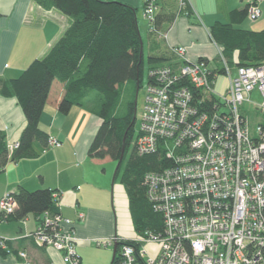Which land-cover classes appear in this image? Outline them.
Returning <instances> with one entry per match:
<instances>
[{"label": "built area", "instance_id": "built-area-1", "mask_svg": "<svg viewBox=\"0 0 264 264\" xmlns=\"http://www.w3.org/2000/svg\"><path fill=\"white\" fill-rule=\"evenodd\" d=\"M143 2L148 30L156 32V0ZM186 2L180 0L182 9ZM260 14L257 4L250 6L248 18L257 20ZM212 42L215 60L229 78L224 94L216 92L208 62L189 61L185 46L172 47L179 66L149 71L153 82L146 86L132 146L139 156L161 148L172 161L145 177L147 197L163 216L164 231H146L133 239L136 246L124 244L123 264H264V66L232 67ZM254 94L260 101L253 100ZM61 145L51 137L47 148ZM18 147V141L8 144L10 154ZM59 196L53 192L55 207ZM17 207L13 193L1 197L0 222L9 220ZM37 219L36 231L28 236L39 246L56 248L68 264H81L73 222L51 211ZM120 241L111 237L95 244L108 248ZM6 243L0 237L1 248L9 252ZM151 244L154 250L148 248ZM19 256L31 264L27 252Z\"/></svg>", "mask_w": 264, "mask_h": 264}, {"label": "trees", "instance_id": "trees-1", "mask_svg": "<svg viewBox=\"0 0 264 264\" xmlns=\"http://www.w3.org/2000/svg\"><path fill=\"white\" fill-rule=\"evenodd\" d=\"M35 1L45 9H56L70 17L71 24L44 58L34 60L17 78L6 80L0 77L1 93L15 96L26 118L19 147L12 154L8 150L6 133L0 130V173L10 161L38 157L40 150L49 146L51 136L40 127L47 103L55 105L64 115L73 106L90 107L97 111L102 124L90 146L89 157L109 158L117 163L125 150L118 177L128 195L137 236L146 231L163 232L164 218L154 211L147 197L145 177L151 172H161L172 161L161 148L143 156L135 152L132 146L136 120L133 100L126 113L119 116L125 86L134 82L138 90L143 79L145 57L137 10L115 0ZM186 3L182 9L180 0H156V32H162V25L171 24L179 11H189L188 0ZM254 4L256 2L231 11L227 22L217 21L210 28L211 39L222 48L232 67L264 66V29L256 31L236 27L248 17V10ZM143 5L144 9L147 4L143 2ZM156 32L149 31L151 34ZM169 53L172 58L149 56V71L163 65L179 66L180 59L172 47ZM215 61L216 68H211V71L217 79L216 72H225L220 62ZM149 81L153 82L150 78ZM36 143L40 149L35 147ZM131 146L132 153L125 162ZM53 192L50 189L28 191L21 188L13 193L18 204L13 216L23 220L29 215L38 217L45 211L57 212ZM124 244L136 246L133 240L118 242L113 264H123L121 248Z\"/></svg>", "mask_w": 264, "mask_h": 264}, {"label": "crops", "instance_id": "crops-1", "mask_svg": "<svg viewBox=\"0 0 264 264\" xmlns=\"http://www.w3.org/2000/svg\"><path fill=\"white\" fill-rule=\"evenodd\" d=\"M115 1L137 10L144 57L148 54L172 58L171 47L185 46L189 61L205 59L214 69L217 50L210 37L211 26L217 21L227 22L231 11L254 2L261 10L259 18L250 22L247 17L236 27L264 29V0H188L189 11H179L171 24L162 25V32L153 34L143 17V0ZM70 24V17L56 9H45L35 0H0V77L17 78L34 60L44 58ZM101 124V117L90 107L73 106L64 115L47 103L40 127L62 145L41 149L35 158L10 161L0 173V198L21 188L50 189L60 194L56 210L73 222L81 264H107L102 255L90 258V250L103 251L95 240H133L138 235L125 187L118 175L113 181L117 163L109 158L89 157ZM25 126V114L17 98L0 91V130L6 133L8 144L20 140ZM35 147L40 149L38 143ZM80 213L84 214L83 219L79 218ZM129 217L134 232L126 228ZM38 224L34 215L23 220L12 216L0 222V237L6 238L9 248L7 252L0 246V264H25L19 256L21 251L27 252L31 264H68L56 248L39 246L28 236Z\"/></svg>", "mask_w": 264, "mask_h": 264}, {"label": "rangeland", "instance_id": "rangeland-1", "mask_svg": "<svg viewBox=\"0 0 264 264\" xmlns=\"http://www.w3.org/2000/svg\"><path fill=\"white\" fill-rule=\"evenodd\" d=\"M250 22H254L255 20H252L251 18L248 19ZM248 30H253L251 28H249ZM148 57L149 55L148 54H145V58H144V72H143V79H142V83L139 87V89L137 90V86L134 82H130L129 84H127L125 86V89H124V92H123V99H122V102H121V105H120V109H119V116L121 115H124L127 111V107H128V104L133 100V102L135 103V108H136V120H135V133L137 134L138 133V119H139V116L144 108V104H145V98H146V95H147V90H146V86L148 84V81H149V69H150V64L148 63ZM218 66H220L218 64ZM230 86V83H229V78H228V75H225V74H219L218 77H217V80H216V92L219 93V94H224L226 92V90L229 88ZM253 100L254 101H260V98L257 96V95H253ZM264 118V116H262ZM250 121H251V124L254 125V123L256 122V119L254 116H250ZM132 149L133 147L131 146L127 155H126V160L125 162H127V160L129 159L130 157V154L132 153ZM113 163H116V162H113ZM116 166V164H115ZM114 166V167H115ZM114 173V172H113ZM120 184V183H119ZM126 228L128 230H133L132 228V224H131V219L129 217V223L126 224ZM95 242V241H94ZM152 247L150 249H153L154 248V245L151 244ZM150 246V245H149ZM156 247V246H155ZM95 248H98L95 246ZM103 250L102 252H98V251H95V250H90L89 252V255H90V258L93 260L95 259L94 257L97 256V255H102L106 261L107 264H111L112 262V258H113V251H112V247H108V248H105V247H100L99 250ZM105 250H108V251H105Z\"/></svg>", "mask_w": 264, "mask_h": 264}, {"label": "water", "instance_id": "water-1", "mask_svg": "<svg viewBox=\"0 0 264 264\" xmlns=\"http://www.w3.org/2000/svg\"><path fill=\"white\" fill-rule=\"evenodd\" d=\"M143 57V48H142V51H141V58ZM136 114V113H135ZM136 116L134 115V120H135ZM124 152L125 150L123 149V154H122V157L120 158V160L117 162V165H116V169H115V172H114V177H113V181L116 180V177L118 175V171L120 169V166H121V163L123 161V158H124ZM117 252H118V243H116L113 247V258H112V262L111 264L114 263L115 261V258L117 256Z\"/></svg>", "mask_w": 264, "mask_h": 264}]
</instances>
